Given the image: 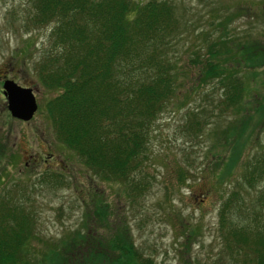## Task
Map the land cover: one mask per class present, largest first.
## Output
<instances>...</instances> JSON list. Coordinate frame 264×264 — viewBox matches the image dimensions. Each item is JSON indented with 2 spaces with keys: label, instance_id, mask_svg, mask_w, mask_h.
Listing matches in <instances>:
<instances>
[{
  "label": "trees",
  "instance_id": "obj_1",
  "mask_svg": "<svg viewBox=\"0 0 264 264\" xmlns=\"http://www.w3.org/2000/svg\"><path fill=\"white\" fill-rule=\"evenodd\" d=\"M32 1L33 24L54 23L49 45L35 64L38 82L56 91L45 104L48 118L56 139L77 154L92 177L125 184L126 191L137 190V180L143 176L134 179V174L149 154L151 126L167 102L185 88L186 80L181 78L185 75L192 81L189 89L201 88L199 99L214 114L230 109L237 115L243 109L245 119L253 115L255 130L264 126V96L256 100L252 84L254 70H264V46L255 40L238 43L236 51H231L225 46L227 38L209 43L205 38L207 51L201 52L202 46L196 44L197 51L190 53L192 44L182 43L179 51L177 41L190 22L184 12L177 15L173 0ZM176 50L185 55L184 63H179ZM213 80L219 94L209 89ZM188 96L183 94L181 102ZM245 99L254 104L249 107ZM202 112L195 105L187 112L194 121L201 120L196 137L209 125L199 116ZM244 128L243 134L248 127ZM253 131L249 126L248 132ZM222 167L219 180L234 166L223 163ZM47 171L38 182L65 184L62 174ZM240 177L246 183L255 182V187L264 181V149L255 152ZM12 195H0V264H155L134 246L123 222L109 225L106 203L92 193L87 195L90 208L83 211V227L75 229L70 240L46 248L35 258L29 248V241L37 236L35 216ZM257 196L254 229L232 221L239 209L235 206L243 200L236 191L219 206L226 248L237 252L230 264H264V219L258 214L264 209V189ZM103 226L109 230L105 236L96 230Z\"/></svg>",
  "mask_w": 264,
  "mask_h": 264
},
{
  "label": "rangeland",
  "instance_id": "obj_2",
  "mask_svg": "<svg viewBox=\"0 0 264 264\" xmlns=\"http://www.w3.org/2000/svg\"><path fill=\"white\" fill-rule=\"evenodd\" d=\"M32 3L0 0V195L13 194L34 214L37 236L29 241L33 257L50 246L62 245L75 229L83 227V211L90 208L87 195L92 193L106 203L109 225L123 222L134 246L155 264L232 263L237 252L226 248V230L219 224L218 209L229 193L236 191L243 200L235 206L239 209L232 221L255 228V209H259L255 200L264 181L255 187V182L246 183L240 175L255 152L264 149V126L255 130L253 115L245 119L243 109L237 115L230 109L214 114L212 107L199 99L201 88L189 89L192 81L185 75L181 77L186 80L185 88L167 102L151 126L149 154L134 174V179L143 176L137 180V190L126 191L125 184L92 177L77 154L56 139L48 118L45 104L56 91L38 82L35 64L49 45V29L54 23L35 26ZM173 4L177 15L184 12L190 22L188 31L182 32L184 39L177 41L179 51L184 48L180 43L192 44L190 53L197 51L196 44L202 46L201 52L207 51L205 38L207 43L227 38L225 46L231 51L249 40L264 46V0H173ZM184 57L179 55V63H184ZM254 73L255 99L260 100L264 70L258 67ZM5 78L33 90L37 108L29 120L8 114L1 94ZM209 89L220 93L215 80ZM185 93L189 96L183 103ZM247 100L249 107L254 104ZM194 105L203 109L199 116L209 123L199 137L197 122L201 120L194 121L187 113ZM243 126L245 130L248 127L244 134ZM223 163L234 167L219 180ZM47 170L62 174L65 184L38 182L44 171L50 172ZM262 210L258 214L264 219ZM96 230L103 236L109 232L105 226ZM236 262L240 263L238 258Z\"/></svg>",
  "mask_w": 264,
  "mask_h": 264
},
{
  "label": "water",
  "instance_id": "obj_3",
  "mask_svg": "<svg viewBox=\"0 0 264 264\" xmlns=\"http://www.w3.org/2000/svg\"><path fill=\"white\" fill-rule=\"evenodd\" d=\"M1 94L5 98L6 110L12 118L27 121L36 111L35 96L30 87L22 86L13 79L5 78L2 81Z\"/></svg>",
  "mask_w": 264,
  "mask_h": 264
}]
</instances>
